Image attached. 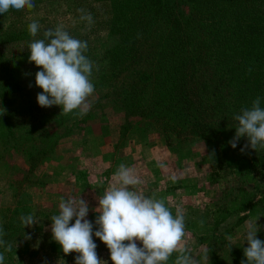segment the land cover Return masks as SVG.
Segmentation results:
<instances>
[{
    "label": "rangeland",
    "instance_id": "rangeland-1",
    "mask_svg": "<svg viewBox=\"0 0 264 264\" xmlns=\"http://www.w3.org/2000/svg\"><path fill=\"white\" fill-rule=\"evenodd\" d=\"M162 1L168 8L167 23L184 22L195 11L189 0ZM34 3L30 11L0 14V38L19 34L11 38L12 44L19 39L17 44L0 46V228L12 245L10 252L0 248L5 264H74L78 253H63L52 237L50 218L59 214L61 197L81 196L95 232L98 199L120 164L137 170L143 181L139 191L164 198L174 215L177 207L182 209L185 243L202 264H212L213 255L221 264L246 260L235 263L232 252L247 246L249 223H257V238L264 240V213L257 199L258 194L264 196V149L241 153L247 137L233 149L228 142L235 136V120L214 134H177L166 128L168 118L153 112L149 103L128 112L120 94L133 82L134 68L107 80L100 77L108 65V50L117 42L111 33V2ZM80 8L91 13L90 27L80 20ZM32 21L40 24L35 38L27 30ZM60 24L74 38L87 41L85 54L94 64L95 91L83 117L79 110L65 115L60 106L41 107L37 101L43 90L36 86L35 74L41 69L29 62L28 45ZM149 54L146 51L144 58ZM155 171L162 173L155 178ZM173 172L181 176L175 183L170 181ZM28 214L38 222L24 227L21 217ZM227 236L232 237L230 246ZM93 239L98 257L112 264L107 246ZM205 254L207 261L202 260ZM177 255L173 253L168 264H175Z\"/></svg>",
    "mask_w": 264,
    "mask_h": 264
},
{
    "label": "trees",
    "instance_id": "trees-1",
    "mask_svg": "<svg viewBox=\"0 0 264 264\" xmlns=\"http://www.w3.org/2000/svg\"><path fill=\"white\" fill-rule=\"evenodd\" d=\"M96 1L111 2L117 41L100 77L134 68L120 94L128 112L149 103L177 134H214L257 96L264 107V0H189L193 15L169 23L162 0ZM13 35L0 46L17 44ZM258 206L264 213V199ZM243 250L232 252L235 263L246 258ZM212 264H221L218 256Z\"/></svg>",
    "mask_w": 264,
    "mask_h": 264
},
{
    "label": "clouds",
    "instance_id": "clouds-1",
    "mask_svg": "<svg viewBox=\"0 0 264 264\" xmlns=\"http://www.w3.org/2000/svg\"><path fill=\"white\" fill-rule=\"evenodd\" d=\"M34 7V0H0V14L13 9L30 11ZM77 11L88 27L94 23L90 12L83 8ZM27 30L35 38L40 30L39 22L32 21ZM43 35V39H33L28 45L29 62L41 69L35 74L36 86L43 90L37 94L38 104L46 108L60 106L65 115L79 110L83 117L89 109L88 98L95 91L91 80L94 64L85 54L88 43L71 36L63 24L46 30ZM233 119L238 122L235 136L228 142L233 149L242 137H247L248 143L241 147V153L249 148L257 152L264 149L261 97L257 96L251 107L242 108ZM157 166L163 167L159 162ZM172 179L175 181L176 177ZM142 183L133 167L118 166L113 181L98 199L95 232L93 222L86 218L88 203L81 196L61 197L59 214L50 218L51 233L65 255L78 253L74 264H108L98 257L93 235L109 249L112 264H168L173 253H178L175 264H202L185 243L187 232L182 209L177 207L174 215L164 198L139 191ZM257 199H264V196L258 194ZM74 218L75 222L71 223ZM37 222L33 214L21 217L24 227ZM257 232V223H249L248 246L243 250L246 260H241V264H264V241L257 238ZM4 235L6 233L0 228V248L10 252L12 245L3 239ZM226 240L230 246L232 237L227 236ZM207 259L205 254L202 260ZM0 264H5L3 253H0Z\"/></svg>",
    "mask_w": 264,
    "mask_h": 264
},
{
    "label": "crops",
    "instance_id": "crops-1",
    "mask_svg": "<svg viewBox=\"0 0 264 264\" xmlns=\"http://www.w3.org/2000/svg\"><path fill=\"white\" fill-rule=\"evenodd\" d=\"M135 171H136V173H137V170H136V169H135ZM161 173H162V172H157V171H155V175H154V177L156 178V175H161ZM171 174H172V177H176L175 181H173V179H170V181H171L172 183H175L177 180L181 179V176H179L178 173L173 172V173H171Z\"/></svg>",
    "mask_w": 264,
    "mask_h": 264
}]
</instances>
